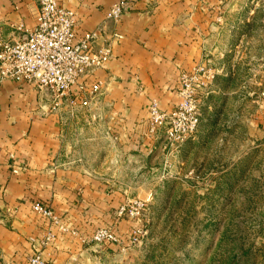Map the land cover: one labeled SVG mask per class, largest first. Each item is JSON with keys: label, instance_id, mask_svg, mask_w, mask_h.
Wrapping results in <instances>:
<instances>
[{"label": "crops", "instance_id": "obj_1", "mask_svg": "<svg viewBox=\"0 0 264 264\" xmlns=\"http://www.w3.org/2000/svg\"><path fill=\"white\" fill-rule=\"evenodd\" d=\"M58 1L76 13L77 33L96 32L94 49L110 57L86 77L101 90L84 107L77 92L57 102L34 83L0 77V264L35 251L51 264H90L81 223L131 222L115 214L116 190L134 182L122 174L150 168L149 105L171 111L185 72L209 69V94L244 109L227 125L252 123L264 138V0ZM122 1L127 10L108 18ZM38 16V0H0V40L20 38ZM36 203L53 217L37 214Z\"/></svg>", "mask_w": 264, "mask_h": 264}, {"label": "rangeland", "instance_id": "obj_2", "mask_svg": "<svg viewBox=\"0 0 264 264\" xmlns=\"http://www.w3.org/2000/svg\"><path fill=\"white\" fill-rule=\"evenodd\" d=\"M210 86L198 93L197 133L171 147L156 131L150 168L122 174L134 182L116 190L122 201L114 211L131 222L121 229L115 219L81 223L90 264H264V138L252 123L228 126L244 109L209 94ZM137 201L147 202L139 215L119 214ZM99 229L120 243H95Z\"/></svg>", "mask_w": 264, "mask_h": 264}, {"label": "built area", "instance_id": "obj_3", "mask_svg": "<svg viewBox=\"0 0 264 264\" xmlns=\"http://www.w3.org/2000/svg\"><path fill=\"white\" fill-rule=\"evenodd\" d=\"M38 4L39 16L33 29L24 30L15 41L0 40V77L34 83L39 89L49 90L57 102L77 92L80 102L88 104L100 92L101 83L98 79L88 81L86 77L105 65L110 51L94 49L96 32L78 34L76 13L58 0H38ZM127 8V3L119 2L111 7L107 17L118 19ZM213 78L205 67L183 73L178 89L180 102L171 111H163L157 102L152 101L149 105L150 138L161 129L171 147L192 138L201 124L198 93ZM258 96L264 101V88ZM146 203L137 201L122 205L119 214L124 215L130 209L133 215H139ZM34 211L45 218L53 217L51 208L45 203H36ZM92 239L97 244L120 243L118 236L107 229H99ZM133 239H130L131 243ZM22 264L51 263L40 251H35Z\"/></svg>", "mask_w": 264, "mask_h": 264}]
</instances>
